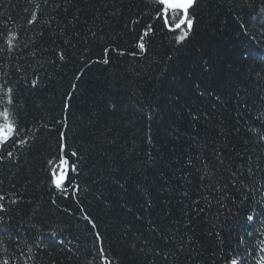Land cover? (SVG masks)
Masks as SVG:
<instances>
[{"label": "trees", "instance_id": "trees-1", "mask_svg": "<svg viewBox=\"0 0 264 264\" xmlns=\"http://www.w3.org/2000/svg\"><path fill=\"white\" fill-rule=\"evenodd\" d=\"M189 16L177 44L150 0H0V264L264 261V0Z\"/></svg>", "mask_w": 264, "mask_h": 264}, {"label": "snow or ice", "instance_id": "snow-or-ice-1", "mask_svg": "<svg viewBox=\"0 0 264 264\" xmlns=\"http://www.w3.org/2000/svg\"><path fill=\"white\" fill-rule=\"evenodd\" d=\"M152 2L156 5V18H162L164 26L168 28L170 32H175L176 30H179V34L176 35L175 41L177 44L182 43L189 35L193 28V19L189 16V9H191L196 3V0H152ZM33 21H29V23H32ZM152 31L151 26L147 29V32ZM147 32H145V35H147ZM141 41H143V37H141ZM139 47L141 50H144L145 45L143 42L139 44ZM107 51V50H106ZM36 81H33V86H35ZM2 87V86H0ZM13 92V89L8 88L4 95L8 96L7 103L11 104L13 101L11 99V93ZM0 144H6L9 140L13 138V136L16 134V124L11 119L10 111L7 107L3 108L2 111H0ZM64 134H61V140L63 141ZM261 139H264V137H261ZM59 151L61 153L66 152V144L61 142L59 144ZM10 155V154H9ZM72 156H77L78 154L76 152L71 153ZM78 170V166L76 164H72L69 162V160L65 157V155L59 156V164H58V171L56 169H53L51 173V184L54 186V188L58 191H64L65 190V183L68 180V172H76ZM249 173L252 172V169H248ZM233 176H236V173L232 174ZM201 179H205V177H201ZM76 191L79 190V186H75ZM222 191V189H221ZM5 196L3 194H0V201H4ZM11 203L15 204L17 203L16 200H12ZM55 203V201H53ZM6 211L5 206L0 203V212ZM2 217H0V222H2ZM86 220L90 224H92L93 227H95V223L89 218L85 217ZM248 221H253L254 217L249 215L247 217ZM97 241L101 240V237L99 234L96 236ZM17 243H19V239L17 240ZM30 250V249H29ZM103 255V251L100 253ZM3 264H8V261H3ZM231 264H240L236 259L231 260ZM261 264H264V261L261 262Z\"/></svg>", "mask_w": 264, "mask_h": 264}, {"label": "water", "instance_id": "water-1", "mask_svg": "<svg viewBox=\"0 0 264 264\" xmlns=\"http://www.w3.org/2000/svg\"><path fill=\"white\" fill-rule=\"evenodd\" d=\"M150 1H152V0H150ZM190 10V9H189Z\"/></svg>", "mask_w": 264, "mask_h": 264}]
</instances>
